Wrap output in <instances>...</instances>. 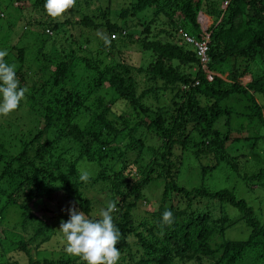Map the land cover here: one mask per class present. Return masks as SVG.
<instances>
[{"label":"trees","instance_id":"1","mask_svg":"<svg viewBox=\"0 0 264 264\" xmlns=\"http://www.w3.org/2000/svg\"><path fill=\"white\" fill-rule=\"evenodd\" d=\"M79 1L81 3L75 4L62 17L53 19L44 10L45 0H11L12 4L31 3L32 9L41 14L40 20L33 25L34 31L37 29L38 34L46 37H42L39 44L37 42L43 44L39 51L45 61L42 71L30 73L32 71L28 68L21 69L26 52L24 48L16 50L19 65L16 74L20 86L31 84L26 93V114L31 116V123H25L28 130L20 131L17 145L9 149L3 141L0 144V194L6 198L7 208L12 212L18 210L23 223L28 219L35 221L36 226H42L44 230L39 228L38 234L49 228L35 220L30 205L42 197L51 198L63 192L77 209L90 215V201L82 192L86 182H82L79 176L80 167L93 162L98 171L87 183L91 187L100 184L106 188L103 206L106 207L109 200L117 202V211L112 215L121 233L117 245L121 253L118 264H264V225L255 217L252 207L236 197L233 190L210 191L205 186L187 189L179 185L175 179L179 167L175 174L172 161L173 147L187 149L188 145L197 159L214 160L215 165L219 161L228 164L223 152L216 154L224 149L228 138L213 130L216 121L234 115L232 106L223 104L225 101L234 100L237 104L245 100L237 115L256 121V126L260 125L264 130L263 110L254 97L264 100V0H227L229 3L225 9L226 0H135L126 11H120V21L129 13L135 15L146 9L150 12L148 20L143 23L146 25L141 26L138 40H141L143 50L150 51L157 58L145 71L140 93V82L135 75L142 71L120 62L102 65L113 51L115 41L112 38L92 51L87 48L90 39L86 38L83 44L70 35L72 41L61 40L64 46L59 42L61 60H56L53 57L55 52L44 47L45 43L54 44L55 41L48 37L46 30L58 37L66 35L75 19H80L75 21L76 24L91 31L100 29L111 33L119 29L120 35L125 32L122 29L124 24H119L118 28L105 20L97 23L96 18L107 11L106 8L103 11L97 8L98 0ZM2 14L0 11L1 19ZM210 19L212 24L209 25ZM200 20L209 25L204 33ZM180 30L195 42L208 40L207 67L199 65L194 44L187 42L179 34ZM172 41L176 43H170ZM4 47L5 44L0 42V50ZM66 49L68 51L63 52ZM7 61L13 64L10 57ZM173 62L176 66L172 65ZM251 62L259 67L260 74L252 76L250 83L242 86L239 79L251 74L252 67L248 65ZM75 64L83 66L87 89L73 82L71 71ZM193 64L197 65L194 75L185 70L187 65L191 67ZM207 69L229 73L228 81L218 76H211L208 80ZM30 74H38L40 81L30 83L27 79ZM195 82L198 85H194ZM158 83L161 89L156 86ZM173 87L178 88L179 96L188 102L187 106L176 111L178 113L170 114L166 119L165 106L158 103L144 105L150 92H155L157 97L158 92H171ZM180 87L185 90L181 91ZM200 96L212 103L202 107ZM116 99L127 102L135 113L143 112L145 118L130 130H119V119L112 114ZM188 124L192 125L190 131L186 129ZM141 128L146 131L144 134L156 139L155 142L159 140L163 149L158 154L162 163L158 158L154 159L153 166L138 180L134 161L130 159L135 160L141 154ZM122 132H127L126 138ZM256 133L255 140L260 138ZM121 135L125 140L123 147H126L125 150L122 148L123 151L119 145ZM74 147L78 148V155L72 162L66 161L72 156ZM155 148L150 147V150L156 153ZM211 166L203 168L202 173L215 168ZM228 169L237 170L236 167ZM153 176L163 182L160 203L156 211L150 213V219L136 220L131 211L137 207L142 198L141 191ZM242 179L251 181L253 186H262L264 168L250 176L244 175ZM124 185L129 187L128 193L122 191ZM225 205L236 209L239 216L235 220L249 229L245 241H224V232L235 222L228 216ZM165 210L173 213L171 226L161 225ZM2 219L0 211V222ZM68 219L66 216L65 221ZM50 231L55 233L52 227ZM59 233L63 240V234ZM19 245L29 257L28 264H33L27 244Z\"/></svg>","mask_w":264,"mask_h":264},{"label":"rangeland","instance_id":"2","mask_svg":"<svg viewBox=\"0 0 264 264\" xmlns=\"http://www.w3.org/2000/svg\"><path fill=\"white\" fill-rule=\"evenodd\" d=\"M134 2L135 0H98L96 2L97 8H102L101 11L105 8L107 10L104 11L103 15L96 18L97 23L100 24L103 20H105L107 22L109 21L110 25H118V28L119 24H124V28L122 29L125 30V33L123 31L120 35L118 32L119 29L111 33L100 29L97 31H91L88 28H84L80 24H76L75 21L80 19H75L72 21L73 26L66 35L62 34L58 37L57 34L54 35L53 33L52 36L48 37L52 38V40L55 39L54 44L45 43L44 47L46 46L47 50L57 53L58 55L54 53L53 57L56 60H61L63 59L60 53L62 49L59 47L61 45H65L61 42V40L67 39L66 41L69 42L71 38L74 37V40L78 39L79 42L84 44L85 39L88 38L91 43L87 46V48L94 51L97 49L99 44L102 45L105 40L112 38L115 41L113 42V51L108 58L102 62V65H106L112 61L115 63L120 62L124 65H132L137 71H142L135 75L137 76V81L140 82V88L138 90V93H140L142 86L144 85L142 79L145 71L148 70L149 65L155 63V59L157 57L150 51L143 50L140 44L141 40H138L140 32L142 31L141 26L146 25H143V23L148 20L150 15L149 9L143 10L135 15H131L129 13L125 19L121 21L119 20V12L126 11V9L131 6V3ZM79 3L81 2L77 0L76 4ZM228 3L229 1L224 2V9ZM22 5L25 7L24 9L20 8ZM32 8L33 7L30 2L23 4L22 2H16L12 4L11 0H0V11L3 12L4 15L2 19L0 18V42L5 44V47L2 50H7L8 52V56L5 57L6 62H8L7 58L10 57L12 63L16 65L17 70L19 65L16 61V50L24 48L26 55L24 56L21 69L26 70L28 68L32 71L30 73L41 70L45 63L43 58L39 56V51L42 50L43 44H38L42 37H46V35L42 36L38 34L37 29V32L34 31L35 27L33 25L40 20L41 14H38ZM163 20L164 18H162V22ZM199 24L201 26H205L207 29L209 28V25L212 24V20L210 19L209 25H206V23L201 20L199 21ZM157 30L158 28L153 29V32H156ZM70 35H72V37ZM119 36H122V38L119 39ZM175 39L179 41L177 37ZM175 41L170 43L174 42L175 44ZM59 42L62 44L60 45ZM38 46H41V48L39 49ZM109 46L110 44L108 47ZM65 51L68 50L66 49L63 52ZM208 64H206V67ZM172 65L176 66V63L173 62ZM248 65L252 67V71L251 74H247L239 79L242 86H246L250 83L252 76L260 74L259 67H257L253 62ZM196 66L197 65L195 64L191 67H188L187 65V69L185 70L194 75L197 70ZM72 70L71 76L73 75V82L82 86L81 88L87 89L86 82L84 80L86 73L83 70V66L75 64ZM19 72H21V70ZM205 75L208 80H210L211 76H218L222 80L228 81L229 73H221L213 70L209 71L207 69L205 71ZM27 79L30 83H32L31 81L39 82L40 76L38 74H30L29 77L27 76ZM149 85L152 86L154 83H149ZM30 86L31 84L29 83L23 85V87L27 88ZM156 86L159 87V89L162 88L159 83ZM180 88L181 91L185 90L184 87ZM158 93L157 97H155V92L147 94L146 100H144V105L154 106L158 103L160 106H165L166 109L164 116L166 119L169 118L170 114L178 113L176 111H178V109L183 105H188L185 97L179 96L180 94H178V88L176 87H173L171 92L168 91L166 93ZM254 97L256 102L261 106L264 114V100L258 98L257 96ZM26 98L13 113L6 117L0 116V144H2L1 141H3L9 149L17 145V137L20 131L25 132L28 130L25 123H31L29 121V117L31 116L26 114L28 110ZM116 100L117 101H115L112 105V114L115 119H119V130H130L136 124H139V120L145 118V114L143 112H133L127 102L119 101L118 99ZM199 100V104L202 107L212 103L204 96H200ZM243 103H246V101H240L237 104L234 103V100L225 101L223 104L232 106L234 115H232L229 119L226 117L221 118L216 121L213 126V130L218 131L221 137L225 136V138H228V140L225 139L224 149L222 151L219 150L216 154L223 152V155L226 157L225 161L228 162V167H236L237 170L228 169L227 165L221 161L215 165L214 160L210 161L202 158L197 159L193 156V150L187 145V149H181L179 146L173 147L172 155L174 158L172 161L174 162L175 168H173V171L175 174L176 171H178L175 178L177 183L187 189H192L197 186H205L210 191H219L223 189L233 190L236 197L244 199L250 207H252L255 217L262 225H264V182L262 186H253L251 181H244L242 179V176H250L258 169L264 168V130L262 128L260 129V125H257L258 127L256 126V121H252L245 116L237 115L240 114ZM243 111H245L244 108ZM82 123H84V121H82ZM28 128L30 129L31 127L28 126ZM186 129L187 131L192 130V125L189 126L188 124ZM140 131L143 132L141 138V154L140 156L138 155L137 157L139 158L135 160H133L132 157L130 159L131 162L134 161L133 165L136 171L135 178L138 180L145 175V172L149 170V167L153 166V160L159 157L163 149L159 140L158 142H155L156 139H151L150 136L144 134L146 131L142 128ZM122 133L124 134V138H126L127 132ZM193 133L194 132L192 131V136L194 135L195 137V133ZM254 133L258 134L260 138L255 140V138H253ZM124 138H122L121 135L119 138V145L121 149L123 148L125 150L126 147H123L125 144ZM150 147H156V153L152 152ZM10 153L12 152L10 151ZM77 155L78 148L74 147L72 156L68 155L70 157H67L66 161L70 160L72 162L74 157ZM64 158L63 161L65 160ZM158 160L159 163H162L159 158ZM211 165H214L215 168L207 169L206 173L203 174L202 169L210 167ZM177 168L178 170H176ZM80 169L81 173L85 171L88 172L90 178H94L98 171V168L95 164H93V162H88L87 164L81 166ZM154 178L155 176H153V180L141 191L142 198L137 207L131 211L132 216L136 220L150 219V213L156 211L157 206L160 203L163 182ZM122 191L128 193L129 187L124 185ZM82 192L83 197L90 201V205L88 207L91 211L90 215L87 216L98 217L100 209L105 207L103 206V203L106 188L100 184L95 187H91V184L86 182L82 187ZM4 200H6V198L0 194V211L1 217H3L0 222V264H28L29 257L22 249H20L19 245L23 242L24 244H27L29 256L34 261L33 264H61L60 261L66 262L65 264H84V262H81L78 257H72L64 251V240H62L61 235H59L60 231L58 229L60 221H65L66 216H69L67 209L75 205L63 192H59L56 195L54 194L51 198L42 197L31 203L30 206L34 212L33 216L35 220L42 222L49 228V230L46 229L40 234H38L37 231L39 228L40 230H44L42 226H36L35 221L30 222L28 219L25 223H23V219H20L19 217L20 212L15 209V212L9 210L7 208L8 205L4 203ZM128 200L130 199H127V201ZM75 207L77 208L76 205ZM225 208L228 216L231 219H234L233 221L235 222L232 227L228 228L224 232V241H245L249 236V229L244 223L235 220L239 216L236 209L227 205H225ZM50 227H52L56 234L52 233L53 231H50Z\"/></svg>","mask_w":264,"mask_h":264},{"label":"clouds","instance_id":"3","mask_svg":"<svg viewBox=\"0 0 264 264\" xmlns=\"http://www.w3.org/2000/svg\"><path fill=\"white\" fill-rule=\"evenodd\" d=\"M75 4L76 0H45L43 7L49 17L56 19L62 17ZM1 16L4 17L3 14ZM202 29L206 27L201 26ZM45 33L48 36L53 34L50 30ZM7 56V50H0V116L4 117L18 109L29 91L27 87L20 86L16 65L7 63ZM194 85H198V82ZM79 179L88 182L89 173L82 172ZM115 211V200H109L106 207L100 209L98 217L85 215V212L77 209L75 205L69 207V219L61 220L58 229L63 234L64 251L72 257H78L84 264H118L121 253L117 245L121 233L113 220L112 214ZM173 223L172 211L165 210L161 225L171 226Z\"/></svg>","mask_w":264,"mask_h":264},{"label":"built area","instance_id":"4","mask_svg":"<svg viewBox=\"0 0 264 264\" xmlns=\"http://www.w3.org/2000/svg\"><path fill=\"white\" fill-rule=\"evenodd\" d=\"M206 30L202 29V32L204 33ZM179 34L187 40V42L194 44L195 48V53L198 58V61L202 67H205L206 64L209 62V57H208V40L205 39L201 43L200 42H195L188 34L183 33L181 30L179 31Z\"/></svg>","mask_w":264,"mask_h":264}]
</instances>
